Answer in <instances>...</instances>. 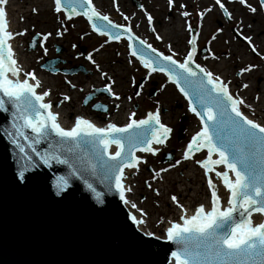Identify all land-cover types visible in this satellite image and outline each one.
Wrapping results in <instances>:
<instances>
[{
    "label": "snow or ice",
    "instance_id": "obj_1",
    "mask_svg": "<svg viewBox=\"0 0 264 264\" xmlns=\"http://www.w3.org/2000/svg\"><path fill=\"white\" fill-rule=\"evenodd\" d=\"M236 2L253 15L258 11L264 13V0H258V7H254L249 0ZM6 3L7 0H0V94L7 98H0V112L8 111L6 103L11 105L10 123L14 130V133H8L11 143L20 153L31 149L46 166L55 160L56 163L68 165L69 169L75 168L73 159L85 163L75 155L73 146L87 148L86 163L92 174H100L104 179L114 178L120 201L139 213V217L130 213L128 219L137 226L146 224L147 212L126 198V193L132 189L123 183L125 169L138 170L139 164L146 163L143 157L136 154L137 151L155 157L161 150L158 146L165 145L172 129L162 122L159 111H150L141 119H135L136 113L131 112L128 122L123 126L109 122L106 126L99 127L83 116H76L72 127H62L58 119L59 114L51 110L53 106L50 102L44 101V98L50 95L49 90L38 93L36 89L41 87V83L35 73L25 72L18 66L10 40L14 35H24L27 29L19 33L8 30ZM52 3L53 11L62 14L65 21L77 16L86 18L93 32L107 38L105 44L112 40L120 41L122 32L126 34L129 41L128 55L134 57L149 74L163 72L188 101V111L193 112L200 120V130L192 135L183 149L181 158L177 159L175 164L169 163L168 168H160L152 177L156 179L160 173L175 168L182 161H192L203 170L210 192V206L199 204L191 213L179 204L176 195L170 197L180 208L182 221H170L164 229L163 238L176 245L170 254L173 264H264V123L242 110L245 107L250 109L251 105L246 104L239 95L234 96L229 83L219 75L195 63L193 47H189L183 60L178 61L174 59L176 53L172 52L171 48L170 55L158 51L151 43L135 36L129 26L115 23L107 14L98 11L93 0H52ZM115 3L116 0H113V4ZM215 4L226 17L232 19L222 0H215ZM167 5L171 9L174 0H167ZM180 7L184 8L185 5L181 4ZM32 11L37 10L34 8ZM145 15L151 26L153 17L147 13ZM180 15L187 17L189 13L182 11ZM198 15L202 17L203 13ZM124 19L128 20V17L124 16ZM97 21L106 23L100 24ZM64 31L58 28L56 35L62 36ZM220 31L222 30L217 29V32ZM51 35L50 32L36 33V36H42L38 44L45 54V41ZM238 35L248 42L253 52L257 51L250 36H244L242 33ZM155 38L162 40L158 34ZM195 39V36H192L187 41L188 45H193ZM133 41H138L142 47L137 48ZM72 47L75 48L76 45L73 44ZM96 51L99 49H93V52ZM85 59L100 71L92 52H89ZM128 63L131 64L132 61L129 60ZM254 67L255 65H248L241 68L236 75L250 72ZM100 78L108 82L99 91L120 100V95L113 90L115 80L104 71H100ZM68 83L75 88L74 84ZM132 83L135 84V81ZM248 87V84L241 85L244 89ZM135 95L139 97L141 92L136 91ZM70 99L68 95L63 96L64 101ZM256 99L259 100V96ZM194 105H199V108ZM116 107L119 108V105ZM104 111H107L106 107ZM18 137L22 138L23 143ZM41 140H48L49 148L55 150L41 154L35 147ZM112 145H115V150L109 152ZM61 148L66 149L67 153H73V158L61 159L60 155H57ZM202 150H206L207 155L203 159H195V153ZM220 165L223 166V171L216 170ZM24 171L25 169H20L17 173L21 180L24 178ZM213 172L229 194L227 206H221L216 185L209 175ZM69 174L75 176L76 171H70ZM67 186L68 180L60 177L56 185L57 194ZM156 194L159 195V192ZM254 213L262 217L260 222H255ZM146 234L154 235L151 232Z\"/></svg>",
    "mask_w": 264,
    "mask_h": 264
},
{
    "label": "water",
    "instance_id": "obj_2",
    "mask_svg": "<svg viewBox=\"0 0 264 264\" xmlns=\"http://www.w3.org/2000/svg\"><path fill=\"white\" fill-rule=\"evenodd\" d=\"M121 36L126 34L122 32ZM133 43L142 47L138 41ZM35 44L34 36L28 45L34 48ZM59 62V58L47 59L42 66L54 72ZM154 90L152 87L149 94L153 95ZM98 93L96 90L87 95L85 102ZM0 98L7 99L2 94ZM94 105L93 109L104 111L105 106L97 102ZM5 107L8 111L0 112V264H167L176 245L138 230L128 219L114 178L93 175L87 166V148L73 146L75 155L85 161L73 159L74 169L55 160L46 166L31 149L20 153L11 143L8 133H14L12 107L7 103ZM186 119L187 114L180 118L178 139L184 137ZM18 139L23 143L22 138ZM35 147L41 154L55 150L49 148L48 140H41ZM114 150L115 145L110 146L109 151ZM57 155L73 158V153L64 148ZM163 157L170 160L172 155L166 152ZM20 169H25L23 180L17 175ZM73 170L75 176L69 174ZM60 177L68 180V186L57 194ZM123 183L126 185L125 179Z\"/></svg>",
    "mask_w": 264,
    "mask_h": 264
},
{
    "label": "rangeland",
    "instance_id": "obj_3",
    "mask_svg": "<svg viewBox=\"0 0 264 264\" xmlns=\"http://www.w3.org/2000/svg\"><path fill=\"white\" fill-rule=\"evenodd\" d=\"M111 2L114 10L118 13L117 9H119V14L122 13V22L119 24L128 25L135 23V19H137V24H135L132 28H134V31H139V28H144L146 30V33H150L149 24L147 20V16L145 13L151 15L153 17L154 25H156V15L153 13H150L146 8L145 9H137L130 5L129 0H116V3L113 4V0H108V2ZM38 2V0H37ZM42 3H45L41 1ZM35 3V2H33ZM51 5V3H50ZM49 6V5H48ZM35 8L36 12H31L35 15V17L39 18L41 21V27L40 29L48 30V32H52L54 29L57 30L58 28L61 29V31H64V34L62 35V38L59 42H51L47 44V40L45 41V47L47 48V54H45L44 50L39 47L38 41L42 39V36H36V33H41L39 30H29L25 32L23 37V45L25 46L26 52L28 55L33 54L35 60L33 64L38 67L39 70L45 71L46 77L54 78L60 82L56 86V90L54 87H52L50 90L53 92L51 93V98L54 99L56 104L60 105H66L70 107V110L72 111V108L75 106L77 107H87L88 110H90L92 113H97L99 115H102V119H107L105 115H107V111L109 110L107 104L104 103L103 99H111L112 103H110V108L112 111L117 110L116 105L118 104L119 107L124 106V103H127V105H131L132 112L136 113L135 119H141L144 118V116L148 112H156L159 111L160 114H162L164 121L168 120V127L172 129V132L170 133L169 139L165 142V145L160 147V152L157 153L155 157L151 156L147 153H142L141 157H143L146 160V163H143L141 167L135 169L134 174V180L133 183L135 191L133 193V197L142 204L145 203L147 209L150 210V214L147 215L148 219H150L151 222H154L155 219L158 218L157 211L152 212L151 209H154V206H159V209L162 208H170L173 210V213L176 214L177 209L179 207L175 206V204L171 201L170 197L172 195H176L178 197L179 203L184 204L186 201L189 200V195H194V188L197 186L202 188V192L206 188L204 184L202 183V177L198 170H196L199 166L196 165L192 161H186V164L183 166L181 163L182 169H175L171 168L166 172L160 173V175L153 179L154 172L158 171L160 168H168L169 163L175 164V161L177 159H180L182 154L181 151L185 146L187 145L189 141V136H191L190 128L193 126V121L199 120L198 117L194 113H190L188 111V103L184 99V96L181 92H179L177 86L169 81L167 79V76L163 72H155L151 77L148 73V70L143 68L139 62H136L134 57H131L128 55V49L125 50L122 49H115L112 51L111 47H107V52L111 53L113 55L114 61H96L97 64L100 66V71L106 72L109 76H111L115 80V84L113 86V90L118 93L121 97L120 100H115L113 97H109L107 93H99L96 94V97L92 98L89 102L83 103L85 99L86 94L94 93L97 89H103V86L108 81L102 80L101 85H97V80H94L95 73H99L100 71H97L96 67L92 65L85 57L89 52H92L93 56L97 55L99 53L93 52V49H99L100 46L103 45V43L100 41V39L92 38L91 36L97 35L95 32H93L91 27L89 26L86 18L79 17V22H75L73 17L70 20H64V17L62 14H56L53 11L52 20L50 22L45 21L44 13L40 12L39 10L42 7H45L43 4L35 3L30 5H25V8ZM24 8V9H25ZM104 14V13H103ZM178 14H173L172 18L170 19L171 22L174 21V16L177 17ZM46 16V14H45ZM124 16L128 17V20L124 19ZM165 18H167L165 16ZM61 22H63V27H61ZM79 23L78 28L75 27ZM118 23V22H116ZM87 28L89 30H87ZM86 31V33L84 32ZM133 32V30H132ZM135 34V32H134ZM135 35H138L137 33ZM36 37V47L35 48H29L28 43L31 41L32 37ZM151 38L149 40L155 45L159 43L163 50H165V55H170L171 52L169 51V48H171L172 52H175L176 55L174 56V59L182 60V56L180 53H177V48L170 43L171 41H164V40H156L154 37L155 34L151 33ZM76 45L75 48L72 47V45ZM58 47H62L61 51L58 52ZM174 47V48H173ZM168 48V49H167ZM49 49L51 51H49ZM182 49V48H181ZM119 53V55H117ZM60 58L61 62L58 63L56 66L59 69L66 68L70 69L73 66L75 67H81L77 72H74L73 74L56 71V72H50L46 68H44L42 63H44L45 59L51 60L52 58ZM127 58V59H126ZM126 59V60H125ZM131 60L132 63L129 64L128 61ZM198 62V60H197ZM118 68V73H117ZM116 73L112 74V70H114ZM230 74V73H226ZM219 76H222L223 80L225 82L229 83V86L234 87L232 83H230V80L225 79L224 74H217ZM91 76H93L91 78ZM82 77V78H81ZM93 79V85L90 88H85L86 80ZM142 79L141 82L143 87H139L138 91L141 92V95L137 97L135 95V88L138 84V81ZM135 81V84L132 83V81ZM68 82H71V84L75 85V88H72ZM100 84V83H99ZM119 84V87L116 88V85ZM140 85V86H141ZM163 85V87H161ZM51 87V86H50ZM154 88V94H149V91L151 88ZM169 88V91H168ZM236 89V88H235ZM246 90L249 91V94L253 95L254 89L246 88ZM61 91V92H60ZM259 92V91H258ZM173 93L174 95L172 96ZM236 93L235 90L233 91V95L235 96ZM68 95L71 99L69 101H64L63 96ZM171 95V96H170ZM259 96V95H258ZM128 97H131V99H128ZM250 98V97H249ZM255 98V97H254ZM260 98V96H259ZM256 99V98H255ZM257 100V99H256ZM255 100V101H256ZM260 100V99H259ZM257 100L256 102H252L256 106H262L263 104ZM99 103L101 106H105L107 108V111H100L98 109L94 110L92 108V105L94 103ZM187 103V108L185 109L184 105ZM261 113H264V107H260ZM72 113V112H71ZM71 113L69 114V118ZM183 114H187V119L184 121V124H186V131L184 133V137L182 139H178V129L181 126L180 125V118ZM124 124L118 125L122 126ZM171 153L172 159L170 160H164L163 154L164 153ZM175 153H178L176 155ZM206 156V155H205ZM204 156L201 155V153H195V159H203ZM193 169L194 173L192 176V179H189L187 176H185V171L187 172L189 169ZM141 170V173L138 172ZM197 177V179H195ZM180 180V181H179ZM151 185V187H149ZM186 186L187 189H185V192H187L185 197L181 196L180 190L181 188H184ZM190 187V188H189ZM157 191L159 192V195H157ZM203 194H199L198 196L201 197ZM192 201V200H191ZM145 207V208H146ZM171 214H167L164 218L162 216L159 217L158 221L155 223L153 232L159 231L163 225L165 224V219L170 216ZM154 236V235H153Z\"/></svg>",
    "mask_w": 264,
    "mask_h": 264
},
{
    "label": "bare ground",
    "instance_id": "obj_4",
    "mask_svg": "<svg viewBox=\"0 0 264 264\" xmlns=\"http://www.w3.org/2000/svg\"><path fill=\"white\" fill-rule=\"evenodd\" d=\"M41 1H43L45 3H42ZM33 2H35L37 4L40 3L41 5L43 4L45 6V7H42L39 11L44 13V17H45L44 19L46 22H50L52 20V16H53V14H52L53 13L52 0H38V2H37V0H7V3H6V22L8 25H10L9 30L11 32L19 33L20 31H22L24 29H27V31L40 29V27L42 25L41 21H40V19H41L40 17H42V16H39V18L35 17V15H37V14L31 13L33 7L32 8L29 7L28 9L25 8V5L35 4ZM50 3H51V5H50ZM93 4L98 11H100L101 13L107 14L113 22H118V23L122 22L121 13L119 14L118 10H117L118 13L114 10V7L110 1L108 2V0H93ZM45 14H46V16H45ZM21 17H23V19H21ZM156 19L157 20L159 19L157 14H156ZM74 20H75V22H79V17L74 18ZM178 22H179V20L176 19L172 23L168 22L165 25L160 24L158 28L161 29L162 33L164 34V41L166 42V41L170 40L171 41L170 43H172L177 48V53H180L181 56L183 57L184 51H183V49H181V48H183V45H182V39H180L182 33H181V28H179ZM79 23L77 24V26L75 25L76 28H78ZM135 24H137V19H135V23L133 22L134 28H135ZM128 26H130V28L134 31V28H132L133 27L132 24H128ZM87 30H89V29L87 28ZM138 30L139 31L135 30L134 32H135V34L136 33L138 34L139 38L144 39L147 43H151L152 46L157 48L158 51L163 52L165 54V50L162 49V47L159 43L154 45L149 40V38L152 37L151 33L147 34L146 30H144V28H142V27L139 28ZM40 31H41V33H48V30H45L42 28L40 29ZM84 32L86 33V31H84ZM51 33H52V35L48 37L46 43L49 44L51 42H56V41L60 43L62 36H57L55 29ZM91 37L94 39H96V38L100 39V41L104 45L102 48H99V51H96L99 54L93 56V58L97 62L100 60L101 61L106 60V61H114L115 62L116 57H114V59H113V55L106 51L108 46L111 47L112 51L115 49L120 50L123 48L126 52V50L128 49L127 45L129 43V41L127 40V38L123 39L124 42H118V41L110 42L109 41L107 44H105V40L107 39L106 37H101L99 35H93ZM22 43H23V37L21 35H14L10 40V44L13 48V51L15 54V59L18 62V66L21 67L25 72L33 71L35 73L37 79L41 83V87L37 88L38 93L43 92L45 90H49L50 95H51V93L53 94V92H51L50 89L52 87H54V89H55L56 86L58 84H60V82L58 80L54 79L53 77L52 78L46 77L47 75L44 74L45 71L39 70L38 67L33 64V62L35 60L33 54L28 55L26 52L25 46ZM49 51H51V50L49 49ZM182 60H183V58H182ZM182 60L178 59V61H182ZM135 61L138 62L137 60H135ZM115 73H116V69H115V72H114V70H112V74H115ZM117 73H118V68H117ZM153 74L154 73H151L149 77H151ZM224 76L228 77V74L224 73ZM92 77L93 76H91V78ZM91 78L89 80H86V84L84 85L85 88L88 89V88L92 87L93 85H95V84H93V82H94L93 79L97 80V82H98L97 85H101V83H102L101 81L103 79L100 78L99 73H95V77L93 79H91ZM221 78H222V76H221ZM30 82L34 83V81H30ZM118 87H119V84L116 85V88H118ZM229 88H230V91L232 94H233V91L235 90L236 93H239L236 95H239L240 97H242L245 100L246 104L251 105L250 109L247 107L242 109L245 112V114L249 115L250 117H252V118H254V119H256L262 123H264V113H261V110H259L260 107H264V85H262L260 87V89H262L263 93L261 95L262 97L259 100V102L262 103L263 105L258 106L257 108L254 104H252V102H256L257 100L256 101L251 100L246 95L244 96L241 94L242 95L241 96L240 92L238 90H236L235 87L229 86ZM168 91H169V88H168ZM170 94H172V96L174 95L173 93H170ZM50 95L45 97L44 101L50 102L52 104L53 107L51 110L59 114L58 115L59 123L64 128L72 127L76 116H83V117L87 118L88 120L92 121L94 124H96L99 127H104L109 122L115 123L117 125L126 124L128 122V116L132 112L131 105H129V104L127 105V103H124L123 104L124 106H121V108L119 107V108H117V110L112 111L110 109V108H112L110 106V103H112V100L111 99H106V100L103 99L104 103L107 104V106L109 108V110L107 111V115H105L107 117V119L103 120L102 115H99L97 113L96 114L92 113L90 110L87 109V107L75 106L74 108H72V111H71L70 107L66 106L65 104L64 105L56 104L54 99L51 98ZM57 105H59V107H57ZM184 107H185V109L187 108V103L184 105ZM70 113H71L70 117H72V118H69ZM160 115H161L162 122L168 126L169 119L164 121L162 114H160ZM183 124H184V122H183ZM200 127H201V124L197 120L193 121V126L190 128V132H189L191 134V136H189V138H188L189 140L191 139L192 135L195 132L200 130ZM186 128L187 127L185 124V132L188 131ZM158 147H161V146H158ZM183 149H182L180 154L183 153ZM200 153H201V155L205 156L206 150H203ZM136 154L141 156L142 152H137ZM175 154L178 155V153H175ZM185 164H186V161H182V165L184 166ZM142 165H143V163L139 164L138 168L141 167ZM180 166H181V164L177 165L176 169H182V167H180ZM196 170H198V172L200 173V175L202 177V183L204 184V186L206 188L202 192V188L197 186L193 190L194 191L193 196L188 194L189 200L186 201V203H184V204L179 203L180 205H183L184 208L187 209L189 213L194 211L195 207L199 204H205L206 206H210V192L208 189L207 180L204 177L203 170L200 167H198ZM216 170L223 171L224 169H223V166L220 165V166H217ZM125 171H126V175H125L126 187H130L132 189L131 192L126 193V198L129 199L130 201L136 203L138 208H142L147 212V214H150V210L147 209L146 204L145 203L142 204L141 202H138L133 197V193H134L136 187L134 188V185H133L135 180H134V175L132 173H135L136 170L126 168ZM194 171L192 168H191V170L189 169L187 172L185 171V176H187L189 179H192L193 178L192 176H194L193 175ZM138 172L141 173V170H139ZM209 175H210L211 179L213 180V183L216 185V190L218 192V195L221 198V206L222 207L227 206V198L229 195L227 190L224 188L220 179L215 176L214 172L210 173ZM232 178L234 179V177H232ZM195 179H197V177ZM186 186L187 185H185L184 188L179 189L182 197H185L187 194V192L183 193L185 191V189L188 188V186H187V188H186ZM199 194H203V195L201 197H199L198 196ZM175 206H177V205L175 204ZM153 208L154 209H151V211L152 212L157 211L158 218L155 219L154 222H151L150 219H148V217H146L145 218L146 224L141 225V226L136 225L137 228L142 233L151 232L154 234V236H158V237L163 238L164 229L169 225L170 221L182 222V221H180V216H181L180 208L177 209L176 214L173 213L172 209H170L168 207L166 208V206H165V208L161 207L160 209H159V206H154ZM126 209L131 214L139 217V213L135 209H132L130 207V205H126ZM167 214H171V215L165 219V224L163 225V227L159 231L153 232L155 223L158 221L159 217L162 216V218H164ZM253 218H254L255 222H260V220L262 219V217L259 216L258 214H253ZM169 264H173L172 259L169 261Z\"/></svg>",
    "mask_w": 264,
    "mask_h": 264
},
{
    "label": "flooded vegetation",
    "instance_id": "obj_5",
    "mask_svg": "<svg viewBox=\"0 0 264 264\" xmlns=\"http://www.w3.org/2000/svg\"><path fill=\"white\" fill-rule=\"evenodd\" d=\"M222 2L231 13L232 19L223 14L219 6L215 4V0H174L171 9L167 5V0H129L133 7L146 8L150 13L158 15L159 19L156 20V25L153 22L149 29L150 33L155 34L154 37L158 34L162 40H164V34L158 28L159 25L171 22L172 15L178 14L173 18L179 20L183 58L189 47H193L195 49L193 60L196 62L198 60V64L214 74L230 73L225 78L230 80L240 95H246L255 101L258 95L260 98L262 97L263 91L260 87L264 85V58H262L264 57V13L258 11L253 15L239 5L236 0H222ZM249 2L254 7H258V0H249ZM181 4L185 7L181 8ZM205 9H210V11H205ZM182 11H187L189 15L181 16L180 12ZM198 13H203V16L201 17ZM217 29L222 31L217 32ZM238 33L250 36L252 45L257 51L253 52L248 42ZM192 36H195L196 39L195 43L190 46L187 41ZM213 37L215 38L213 39ZM248 65H255V67L250 72L236 75L239 69ZM242 84H248L249 89H254L255 93L252 97L248 90L241 88Z\"/></svg>",
    "mask_w": 264,
    "mask_h": 264
}]
</instances>
